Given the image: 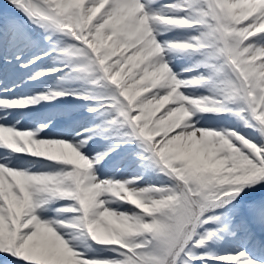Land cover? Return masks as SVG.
I'll return each mask as SVG.
<instances>
[{"label":"snow or ice","instance_id":"snow-or-ice-1","mask_svg":"<svg viewBox=\"0 0 264 264\" xmlns=\"http://www.w3.org/2000/svg\"><path fill=\"white\" fill-rule=\"evenodd\" d=\"M0 264H264V0H0Z\"/></svg>","mask_w":264,"mask_h":264}]
</instances>
